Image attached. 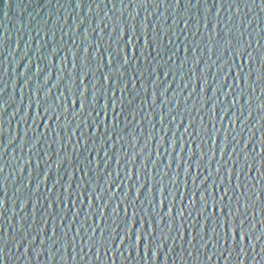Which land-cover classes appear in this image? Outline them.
I'll list each match as a JSON object with an SVG mask.
<instances>
[{
  "label": "water",
  "instance_id": "95a60500",
  "mask_svg": "<svg viewBox=\"0 0 264 264\" xmlns=\"http://www.w3.org/2000/svg\"><path fill=\"white\" fill-rule=\"evenodd\" d=\"M0 264H264V0H0Z\"/></svg>",
  "mask_w": 264,
  "mask_h": 264
}]
</instances>
